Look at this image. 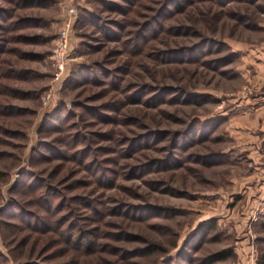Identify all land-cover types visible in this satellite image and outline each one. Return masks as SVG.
Returning <instances> with one entry per match:
<instances>
[{"label": "rangeland", "instance_id": "obj_1", "mask_svg": "<svg viewBox=\"0 0 264 264\" xmlns=\"http://www.w3.org/2000/svg\"><path fill=\"white\" fill-rule=\"evenodd\" d=\"M29 263L264 264V0H0V264Z\"/></svg>", "mask_w": 264, "mask_h": 264}, {"label": "trees", "instance_id": "obj_2", "mask_svg": "<svg viewBox=\"0 0 264 264\" xmlns=\"http://www.w3.org/2000/svg\"><path fill=\"white\" fill-rule=\"evenodd\" d=\"M79 138V137H78ZM78 138H76V139H78ZM79 140V139H78ZM89 149V148H88ZM88 149H85V150H80V151H82L81 153H82V155H80L79 157H78V160H81V159H85V157L87 156V155H89V153L88 154H85V151L86 150H88ZM88 157V156H87ZM90 161H92V160H90ZM95 162V161H94ZM91 164V162H85V164L84 165H87V166H89ZM100 180V179H99ZM102 182V181H101ZM214 225L213 224H209V223H207V222H201V223H199L198 225H197V227L195 228V231H194V233H193V237L195 236V235H197V233L198 234H200V233H204L206 230H208V229H211L212 227H213ZM88 230H83V229H81L80 231H79V233H78V235L76 236V237H74V235H72V234H68V236L66 237V244H69V245H74V246H76V247H79V248H82V246H83V241H82V239L85 237V236H87L88 235ZM187 242H188V240H186V242H185V244L184 245H186L187 244ZM87 245H90V243H88ZM227 255H229V252H227V251H220V252H218L217 254H214V255H212V256H210V260H213V259H215L216 257H219V258H221V257H226ZM30 264V263H29ZM63 264H68V263H63Z\"/></svg>", "mask_w": 264, "mask_h": 264}, {"label": "built area", "instance_id": "obj_3", "mask_svg": "<svg viewBox=\"0 0 264 264\" xmlns=\"http://www.w3.org/2000/svg\"><path fill=\"white\" fill-rule=\"evenodd\" d=\"M58 40L55 44V47L53 48V63L56 69L61 70L64 62V51L67 44V37H66V31L62 30L60 35L58 36Z\"/></svg>", "mask_w": 264, "mask_h": 264}]
</instances>
